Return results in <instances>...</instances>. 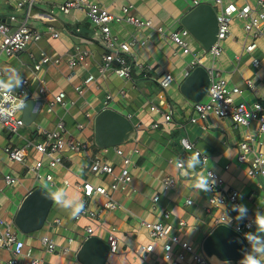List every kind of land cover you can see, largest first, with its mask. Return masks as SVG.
Returning <instances> with one entry per match:
<instances>
[{
    "label": "crops",
    "instance_id": "crops-1",
    "mask_svg": "<svg viewBox=\"0 0 264 264\" xmlns=\"http://www.w3.org/2000/svg\"><path fill=\"white\" fill-rule=\"evenodd\" d=\"M21 0H0V19L12 30L24 22L23 11L16 5ZM66 0H41L36 4L27 25L40 31L43 37L28 49L8 55L0 48V69L14 68L23 78L29 80L30 99H43L44 104L35 123L21 128L17 135L10 136L0 127V219L14 223L15 215L25 197L36 187L47 184L49 188L64 187L69 195L79 196L85 204L84 209L94 216L71 218L66 210L55 203L42 230L23 234L19 237L25 243L20 264H28L33 258L43 264H80L77 252L87 236V227L93 228L92 236L107 241L113 233L118 238L117 251L110 254L106 264H172L176 260L174 249L173 261H167L163 255V241L154 240L142 221L162 220L165 212L170 213L169 223L174 227L182 241L191 243L195 250L201 251L203 240L215 228V220L222 215V208L209 206L210 192H200L193 196L189 185L197 175H203L204 168L213 171L224 180L227 190L239 192V200L248 209L247 217L255 219L256 212L264 213V177H252L248 170L254 154L247 162L239 160L240 145L248 135L255 137V154L264 157V135L258 132V122L249 126H236L229 118L211 114L206 120L193 123L191 119L198 114L194 101L181 92V84L186 79L185 73L191 62L198 59L208 71L220 73L229 87H237L242 93L235 94L238 101L264 102V37H256L245 28L247 19L234 17L231 34L222 43L223 52L214 57L192 36L186 37L191 52H183L169 37L173 30L185 28L181 19L198 4H210L220 13L218 0H88L97 2L117 17L125 16L124 8L132 6L130 13L141 19L151 20L152 28L137 27L126 21H113L111 30L120 43H133L131 58L134 63L132 78H120L114 72L100 74L105 53L101 30L87 16L85 10H72L68 14L59 6ZM236 4L239 8L249 4L260 10L258 0H222V4ZM16 14L18 21L10 16ZM164 28V33L157 31ZM52 29V31L50 30ZM53 32L59 34L54 38ZM255 41L257 47L246 51L247 44ZM77 47L87 52L84 63L71 68L70 57ZM44 56L59 59L58 64L44 66L35 71L34 65ZM255 59L259 60L258 66ZM141 65L142 69L138 67ZM69 75L71 78L69 79ZM94 75V80L86 85L85 80ZM171 75L173 82L164 88L160 80ZM39 77H44L48 91L40 93ZM251 81L254 89L247 82ZM83 88L79 93L76 87ZM17 89L16 91H18ZM66 94V106L57 104L50 109L54 95ZM163 95V98L159 96ZM206 101V95L202 99ZM157 105L160 111H153ZM104 108H112L131 120L137 128V138L126 144L99 148L94 142L95 117ZM173 111L172 122L164 123L163 114ZM63 119L66 124L65 139L81 142L84 150L75 151L63 148L64 160L57 167H50L48 158L37 152L35 144L42 142L38 127L52 130ZM159 123L158 128L153 125ZM188 138L202 155L207 158L203 167L195 173H187L189 179L179 176L170 160L184 157L182 138ZM18 146L22 150L26 164L12 161L6 147ZM121 148L131 157L130 171L132 182L125 190L112 193L119 203L115 210L101 211L106 201L100 194L87 199L77 185L84 180L94 185L109 187L113 176L94 174L91 169L92 159H100L111 164L116 173L123 165V156L116 152ZM42 160L40 170L42 178H37L36 162ZM16 178L13 184L5 182V176ZM52 176V180L46 177ZM175 179L173 187L166 189L164 179ZM68 181L70 184L65 183ZM164 187V188H163ZM163 188V190H162ZM159 196L158 201L154 198ZM192 200L189 204L188 200ZM224 211L231 217L229 208ZM184 220L181 227L179 221ZM256 225L254 230L255 233ZM49 236L56 244V250L49 252L42 245L41 238ZM72 240V241H70ZM153 244L154 251L145 258L138 255L141 246ZM2 260L11 258V252L0 248ZM0 264H3L0 262ZM178 264H196L192 254L187 253Z\"/></svg>",
    "mask_w": 264,
    "mask_h": 264
},
{
    "label": "built area",
    "instance_id": "built-area-1",
    "mask_svg": "<svg viewBox=\"0 0 264 264\" xmlns=\"http://www.w3.org/2000/svg\"><path fill=\"white\" fill-rule=\"evenodd\" d=\"M39 2H41V0H21L17 3V9L23 11L22 14L24 22L13 30L0 19V48L3 52L8 55H12L28 49L32 44L37 43L42 39L43 34L40 31L32 29L27 25V20L31 16L33 7ZM198 3V1L195 2L196 5H198ZM218 3L221 5V11L217 14L218 38L211 49L209 51L205 50V52H209L214 57L220 56L222 54V43L231 34V23L234 17L247 19L248 21L245 25L246 30L248 32H253L254 36L256 37H264V0H258V5L261 8L260 10L251 7L249 4L239 8L234 3H229L223 6L222 0H218ZM131 8L132 6H126L123 9L125 16L117 17L111 14L107 9L103 8L97 2H90L88 0H66L65 3L59 6V9L66 14L72 10H85L90 21L101 30L103 34L102 42L105 53L102 56L103 64L99 68L100 74H104L107 71H112L120 78H132L134 63L130 56L133 43H120L117 46V39L112 34L111 23L113 21H126L137 27L152 28L153 22L151 20L141 19L139 17L133 16L130 13ZM10 20L17 22L18 16L16 14H12L10 16ZM50 30L52 31L51 28ZM157 31L159 33H164V28L158 27ZM190 35V32L186 28L173 30L169 33L170 39L176 45L183 48V52L185 53L191 52L189 44L186 40V37ZM52 36L57 38L59 34L53 32ZM256 47L257 43L253 41L250 44H247L246 51L251 52L255 50ZM87 55L88 54L86 51L82 50L80 47H77L75 53L72 54L69 59V66L74 68L79 64L84 63ZM59 62L60 60L57 58L52 59L49 56H44L40 63H36L34 65V70L39 71L46 65L58 64ZM258 64L259 60L255 59V65L258 66ZM198 66H202L201 62L198 59H194L191 62L189 70L185 73V77H189L191 71ZM138 67L142 69L141 65H138ZM209 75L210 84L206 92L207 100L194 103V109L198 116L193 117L191 121L193 123H197L200 120H206L211 114H213L221 118L231 119L236 126H249L251 122H258V132L264 135V102L261 103L257 101L250 103L246 101H238L234 98V95L242 93L239 88L229 87L227 80L222 78L220 73L209 71ZM68 77L70 79L71 75ZM94 78V75H89L85 80V84H90ZM173 80L174 79L171 75H167L160 80V84L162 87L167 88L173 82ZM24 81L23 87L16 91V95L19 96L26 93L30 99L28 93L29 80L24 78ZM39 84L40 93L42 95L46 94L48 88L44 77H39ZM247 84L252 89H254L251 81H248ZM76 90L79 93L83 92V88L80 86H77ZM159 97L163 98L164 96L161 95ZM66 98L65 92H59L58 94L54 95L53 100L49 104L50 109L52 110V108L57 104L66 106ZM0 100L8 101V97L0 96ZM152 110L160 111V108L157 105H153ZM163 117L164 123L169 125L173 119L172 109L170 108L167 113H164ZM24 126L26 125L23 120V111H17L12 115L0 116V127L7 131L10 136L17 135ZM153 127L158 128L159 123H155ZM38 130L40 132V136L43 137V140L42 142L36 143L35 148L38 153L48 158V164L50 167H57L58 165L62 164L64 160L62 153L63 148L68 147L69 149L75 151H82L85 148V145L81 142L65 139L64 135L66 132V124L63 119H60L57 122L55 128L52 130L40 127H38ZM255 142L256 139L254 136H247L246 140L240 145L241 152L239 155V160L241 162H247L249 160V156L254 154V158L251 160L248 173L252 177H264V157L261 154L254 153L253 145ZM181 145L185 154V156L181 158H186L192 152L198 151L201 153V151L198 150L188 138L183 137L181 139ZM189 149L191 151H188ZM6 152L12 161L26 164L27 159H25L20 147L9 145L6 147ZM116 152L123 156V165L118 173H116L115 168L107 162H102L97 158L92 159L91 161L90 169L94 174L101 176H113L109 187L97 186L87 180H84L77 185L82 189L86 200L91 198L94 194H100L105 197L106 201L102 205L101 211L115 210L119 206V203L114 199L112 193L118 190H125L132 182V174L130 171L132 163L131 157L129 155H125L124 151L119 147H117ZM172 161L173 160H170V162ZM42 165V160L36 162L38 179L42 178L40 172L38 171L41 169ZM209 172L213 173L215 184L213 185L212 190L209 191L210 197L208 200L209 206L207 207V210L210 211L211 208H222L215 200L218 197L224 205V208H229L231 211L232 222L230 227L245 238V233L252 232L254 230L255 219L252 217H247L242 221H238L236 219L238 213L233 211L232 208L234 205H241L239 200V192L225 189L223 178L213 171ZM46 179L51 181L52 176L48 175ZM5 182L9 185L13 184L16 182V178L7 175L5 176ZM65 183H67V185L70 184L68 181ZM174 184V178L167 177L164 179V186L166 189L173 187ZM158 200L159 196H156L154 201ZM83 215L92 217L94 216V213L90 212L88 209H84L79 217ZM220 217H217L215 220L216 226L220 224ZM169 218L170 213L165 212L162 220L152 222L146 220L142 221V226L148 230V233L152 239L163 241L164 259L169 262L173 261L172 259L174 249L178 247L179 251L175 254L176 260H174L172 264H178V260H182L187 253L192 254L196 264H211L202 252L195 250L191 243L182 241L180 239L178 234L174 232L173 225L169 223ZM179 225L181 227L185 226V221L180 220ZM86 233L87 236L84 238V240L92 236L93 228L87 227ZM107 242L110 246V254L116 253L118 238L113 233H111L108 235ZM41 243L49 252H54L56 250V244L49 236H43L41 238ZM246 243L250 250V245L248 244L247 240ZM0 248L9 250L11 252L10 259L2 260L0 257V262L3 264H20L19 259L24 254L25 243L19 237V231L16 226L2 219H0ZM153 251V244H149L147 246H141L137 250V253L138 255L145 258L148 254H152ZM28 264H43V262L38 258H33Z\"/></svg>",
    "mask_w": 264,
    "mask_h": 264
},
{
    "label": "water",
    "instance_id": "water-1",
    "mask_svg": "<svg viewBox=\"0 0 264 264\" xmlns=\"http://www.w3.org/2000/svg\"><path fill=\"white\" fill-rule=\"evenodd\" d=\"M181 23L206 51L216 43L218 17L210 4H198L181 19ZM209 84V71L204 66H198L181 84V92L186 98L199 102L205 97ZM43 104V99H29L27 108L23 110L26 126L36 122ZM35 106L38 109L32 111ZM137 134V128L129 117L112 108H104L95 117L94 142L99 148L126 144L135 140ZM43 191V187L39 186L29 192L15 215V226L23 234L38 232L47 222L54 202L45 198ZM245 250H249L245 238L223 224L215 226L201 246L203 255L211 264H224L225 261L239 264ZM109 256V243L96 236L85 239L77 252L80 264H106Z\"/></svg>",
    "mask_w": 264,
    "mask_h": 264
},
{
    "label": "clouds",
    "instance_id": "clouds-1",
    "mask_svg": "<svg viewBox=\"0 0 264 264\" xmlns=\"http://www.w3.org/2000/svg\"><path fill=\"white\" fill-rule=\"evenodd\" d=\"M24 78L14 68L0 69V96L8 97V101L0 100V116L12 115L17 111H23L27 108L29 98L26 93L17 96L16 90L23 87ZM38 106L32 108L36 111ZM188 151H191L190 149ZM206 157L200 152H192L186 158H175L171 163L176 169L179 176L184 179H189L187 173H195L197 169L203 167ZM215 184V178L208 168H204L203 175H197L190 183L189 187L193 192V196L200 192H209ZM165 187V186H164ZM163 187V188H164ZM162 188V190H163ZM43 195L45 198L53 201L58 207L66 210L71 218H77L84 211V201L77 195H69L64 187L49 188L47 184L43 185ZM223 209L220 217V224L230 226L232 218L224 211V205L217 197L215 199ZM188 203H191L189 199ZM233 211L237 212L236 219L242 221L247 218L248 209L245 205H234ZM254 223L256 231L245 233V239L250 245V250L243 252L242 259L239 264H264V213L256 212ZM224 264H231L230 261H225Z\"/></svg>",
    "mask_w": 264,
    "mask_h": 264
}]
</instances>
